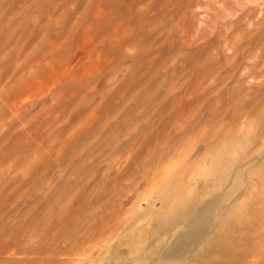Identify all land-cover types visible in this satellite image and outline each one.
<instances>
[{"label": "rangeland", "instance_id": "374dc122", "mask_svg": "<svg viewBox=\"0 0 264 264\" xmlns=\"http://www.w3.org/2000/svg\"><path fill=\"white\" fill-rule=\"evenodd\" d=\"M0 264H264V0H0Z\"/></svg>", "mask_w": 264, "mask_h": 264}]
</instances>
